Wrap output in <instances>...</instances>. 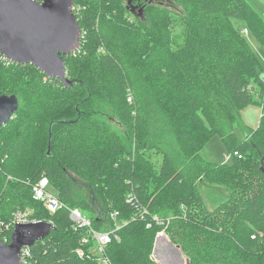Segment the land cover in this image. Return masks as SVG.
<instances>
[{
  "label": "trees",
  "instance_id": "16d2710c",
  "mask_svg": "<svg viewBox=\"0 0 264 264\" xmlns=\"http://www.w3.org/2000/svg\"><path fill=\"white\" fill-rule=\"evenodd\" d=\"M174 1L182 12L154 0H75L83 36L65 57L71 87L0 53V95L20 101L0 127V239L11 242L19 212L55 226L29 247L28 264L103 256H79L84 229L68 208L52 213L35 199L43 176L97 230L120 226L105 249L112 264H159L160 232L190 264H264V66L245 35L264 46V20L248 0ZM254 103L260 123L243 126L239 141L240 112ZM215 135L230 163L203 158ZM201 182L227 190L226 199L211 208ZM158 246L160 261L181 264Z\"/></svg>",
  "mask_w": 264,
  "mask_h": 264
},
{
  "label": "water",
  "instance_id": "95a60500",
  "mask_svg": "<svg viewBox=\"0 0 264 264\" xmlns=\"http://www.w3.org/2000/svg\"><path fill=\"white\" fill-rule=\"evenodd\" d=\"M131 3V1H130ZM143 8L133 5L140 15ZM83 31L75 13V0H0V53L11 62L33 64L50 78L71 87L65 57L79 50ZM20 101L15 94L0 95V127L16 113ZM54 224L48 221L17 222L12 240L0 239V264H21L20 252L49 235ZM167 243H165V242ZM164 242L178 261L181 248L165 235L156 237L153 256L159 264L158 244ZM187 264L190 260L186 259Z\"/></svg>",
  "mask_w": 264,
  "mask_h": 264
},
{
  "label": "rangeland",
  "instance_id": "374dc122",
  "mask_svg": "<svg viewBox=\"0 0 264 264\" xmlns=\"http://www.w3.org/2000/svg\"><path fill=\"white\" fill-rule=\"evenodd\" d=\"M154 1L159 4L168 6L176 11L182 12V9L175 3L174 0H154ZM248 1L264 20V0H248ZM245 35L252 49L257 54V56L259 57V59L261 60L264 66V46L253 35L252 32L248 31V33ZM92 105L94 107V110L97 112H100V114H103L104 118H106L112 124L113 127H115L123 135H126V132L124 131V127L120 123L117 116H115L110 110L105 109L103 105L97 100H95L92 103ZM240 113H241L240 114V124L237 123L236 132H237V137L239 141H243L244 140V130L242 129V127L243 126H248V127L258 126L260 123V118L262 114V107L260 104H255V103L250 104L249 106L242 109ZM201 154L203 155L204 159H207L212 162H218V163H230L233 159L231 154L225 153V147L219 135H215L214 137H212L211 140H209V142L202 149ZM174 155L179 161L180 157L178 156L177 151L174 152ZM200 188L202 190V193H203V196L206 202L211 208H214L218 203L226 199L227 192H228L222 187L215 186V185H209L206 182H201ZM48 189L51 191L52 194L54 195L56 194L55 189L52 186H49ZM158 234L166 236V234L163 232H160ZM166 238L168 239L167 236ZM164 242H161V243L164 244ZM159 254H160V250H159ZM175 256L178 257V254H175ZM186 259H187L186 256L183 253H181V257H179V261L181 262V264H187Z\"/></svg>",
  "mask_w": 264,
  "mask_h": 264
},
{
  "label": "built area",
  "instance_id": "2783aa9c",
  "mask_svg": "<svg viewBox=\"0 0 264 264\" xmlns=\"http://www.w3.org/2000/svg\"><path fill=\"white\" fill-rule=\"evenodd\" d=\"M245 32L248 33V29H245ZM50 181L47 176H43L40 180L33 185L34 197L37 200L44 201L48 210L52 213H55L60 208H68L70 212V217L73 221V227L78 229H84V236L82 238V246L77 249L79 256H85L86 253L100 254L103 255L99 258V264H112L110 258L105 255V249L108 244L112 241H119L120 235L118 230L120 226H116L110 230H97L93 224L92 219L87 216L79 208H69L65 203L61 202L57 196L52 194L49 191ZM134 197H129L128 201L132 202ZM31 211L29 212H19L15 216L14 227L17 222H29V221H39L32 220L30 218ZM13 227V229H14ZM85 246L89 247V252H86ZM30 255L29 247H24L20 252L21 264H28L27 257Z\"/></svg>",
  "mask_w": 264,
  "mask_h": 264
}]
</instances>
